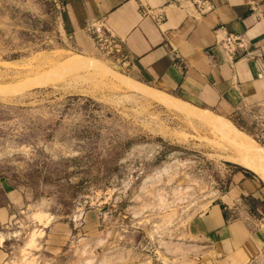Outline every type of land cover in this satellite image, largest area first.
<instances>
[{
	"label": "rangeland",
	"instance_id": "rangeland-1",
	"mask_svg": "<svg viewBox=\"0 0 264 264\" xmlns=\"http://www.w3.org/2000/svg\"><path fill=\"white\" fill-rule=\"evenodd\" d=\"M89 40L59 0H0V264H203L193 215L236 170L264 184V101L194 106Z\"/></svg>",
	"mask_w": 264,
	"mask_h": 264
},
{
	"label": "crops",
	"instance_id": "crops-1",
	"mask_svg": "<svg viewBox=\"0 0 264 264\" xmlns=\"http://www.w3.org/2000/svg\"><path fill=\"white\" fill-rule=\"evenodd\" d=\"M59 0L65 32L90 49L85 27L103 22L124 38L130 77L194 106L227 114L264 101V0ZM242 35L246 48L230 56L220 46ZM236 170L227 191L190 220L203 264H250L264 251V184Z\"/></svg>",
	"mask_w": 264,
	"mask_h": 264
},
{
	"label": "built area",
	"instance_id": "built-area-1",
	"mask_svg": "<svg viewBox=\"0 0 264 264\" xmlns=\"http://www.w3.org/2000/svg\"><path fill=\"white\" fill-rule=\"evenodd\" d=\"M198 12L205 13L212 6L209 0H194ZM87 35L90 37L95 49L111 63L121 69H128L131 59L125 49L124 38L116 35L101 21L88 23L85 27ZM220 46L230 56L234 55L238 49L246 48V40L242 35L228 33L220 42Z\"/></svg>",
	"mask_w": 264,
	"mask_h": 264
},
{
	"label": "bare ground",
	"instance_id": "bare-ground-1",
	"mask_svg": "<svg viewBox=\"0 0 264 264\" xmlns=\"http://www.w3.org/2000/svg\"><path fill=\"white\" fill-rule=\"evenodd\" d=\"M80 66L82 65V64H79ZM98 65V64H97ZM89 65L88 64H85V67H88ZM94 66V65H93ZM124 81L126 82V80L124 79ZM140 89H142L141 87H140ZM144 89V88H143ZM145 91H147V90H145ZM141 92H142V90H141ZM149 93V92H148ZM147 92H146V94H148ZM150 94V93H149ZM148 94V95H149ZM152 95V94H151ZM156 94H154V96H155ZM158 95H160V94H158ZM157 95V96H158ZM159 97V96H158ZM164 97V96H163ZM161 100H162V97H159ZM164 99V98H163ZM165 100H167V98L165 99ZM165 100H163V102H165ZM173 100V99H172ZM166 103L167 104H170V105H173V106H178V107H184V108H188L189 106L188 105H186V104H184V103H176L175 102V100L174 101H166ZM251 170L253 171V172H255V173H257V174H259L260 176H261V178L262 179H264V168L263 167H251ZM2 240V239H1Z\"/></svg>",
	"mask_w": 264,
	"mask_h": 264
}]
</instances>
